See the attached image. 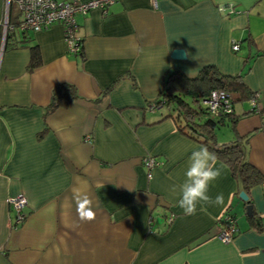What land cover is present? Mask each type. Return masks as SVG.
<instances>
[{
    "label": "crops",
    "instance_id": "0c3cea01",
    "mask_svg": "<svg viewBox=\"0 0 264 264\" xmlns=\"http://www.w3.org/2000/svg\"><path fill=\"white\" fill-rule=\"evenodd\" d=\"M14 6L11 25L21 19ZM6 10L0 0L1 29ZM75 19L76 55L66 52L59 23L37 32L15 24L17 46L0 43V264H264V182L245 190L217 158L221 176L208 194H222L223 203L184 214L171 188L204 145L178 133L163 118L165 107H153L171 70L193 77L214 65L244 74L258 112L244 115L251 107L237 101L239 118L232 128L220 125L214 140L244 139L245 158L264 174V0H158L156 7L115 0ZM33 45L40 62L28 70ZM174 48L185 57L172 58ZM60 83L73 85L77 97L47 112ZM18 193L27 203L15 224L8 198ZM82 197L91 220L77 211ZM226 211L237 231L223 243L217 235Z\"/></svg>",
    "mask_w": 264,
    "mask_h": 264
},
{
    "label": "trees",
    "instance_id": "16d2710c",
    "mask_svg": "<svg viewBox=\"0 0 264 264\" xmlns=\"http://www.w3.org/2000/svg\"><path fill=\"white\" fill-rule=\"evenodd\" d=\"M13 33L12 30L7 31L3 43L4 48L17 46L16 42L13 41ZM80 51H82V46ZM39 62V51L33 45L30 47L27 69H34L39 65ZM243 77L244 74H224L214 65L204 66L193 77H188L177 70H171L165 78L163 88L157 100L154 101L153 107H165L168 113L163 118H171L178 133L200 142L215 153L217 158L227 163L231 173L239 178L246 190L264 182V174L245 158L246 145L244 139L238 138L222 144L216 143L214 140V132L220 125L228 121L232 128L239 118L240 115L234 113V104L237 101L246 100L248 102L256 93L247 88ZM217 89H222L232 95L233 112L222 117L212 116L208 112L207 106L202 102L213 90ZM76 97L77 93L73 85L60 83L52 89L51 99L46 110L51 112L58 107L65 106ZM249 112H258L257 106L243 114ZM248 201L249 198L247 197L244 202ZM249 221L256 226L260 224L259 218L255 216H251Z\"/></svg>",
    "mask_w": 264,
    "mask_h": 264
},
{
    "label": "built area",
    "instance_id": "2783aa9c",
    "mask_svg": "<svg viewBox=\"0 0 264 264\" xmlns=\"http://www.w3.org/2000/svg\"><path fill=\"white\" fill-rule=\"evenodd\" d=\"M115 0H6V13L0 25V43L3 44L8 30H12L14 25L8 23L7 12L11 3H15L21 13V19L16 25L22 31H40L48 28L53 23H59L63 28V37L66 52L70 55H76L81 52V37L78 35V24L75 16L77 14H86L91 9H100L105 12L107 7ZM153 7L157 6L158 0H149ZM234 11V10H232ZM238 43L231 45L233 50H237ZM232 95L222 89L213 90L210 95L202 102L207 106L208 112L212 116L222 117L233 112L231 102ZM258 93L252 96L248 103L251 108L257 106ZM156 164L154 158L144 159V165L150 169ZM8 203L14 213L15 224L20 223L23 218V207L26 205V197L18 193L8 198ZM222 229L217 237L223 243L230 242L236 231L234 216L226 211L221 217Z\"/></svg>",
    "mask_w": 264,
    "mask_h": 264
},
{
    "label": "clouds",
    "instance_id": "9594fccd",
    "mask_svg": "<svg viewBox=\"0 0 264 264\" xmlns=\"http://www.w3.org/2000/svg\"><path fill=\"white\" fill-rule=\"evenodd\" d=\"M217 157L206 146H199L191 151L185 170V179L178 185H173L171 192L177 196V206L186 215H193L198 204L223 203V195L218 194L213 199L209 196L210 184L221 176V169L216 167ZM87 197L78 200L77 211L81 219L91 220L94 213L89 208ZM84 209V211H81Z\"/></svg>",
    "mask_w": 264,
    "mask_h": 264
},
{
    "label": "water",
    "instance_id": "95a60500",
    "mask_svg": "<svg viewBox=\"0 0 264 264\" xmlns=\"http://www.w3.org/2000/svg\"><path fill=\"white\" fill-rule=\"evenodd\" d=\"M171 57L172 58H176V59H183L185 57V53L183 49H179V48H174L171 51ZM239 198H241L243 201L247 200V194L245 193V191H240L239 192ZM252 212V207L250 204H248L246 206V214L250 215Z\"/></svg>",
    "mask_w": 264,
    "mask_h": 264
},
{
    "label": "rangeland",
    "instance_id": "374dc122",
    "mask_svg": "<svg viewBox=\"0 0 264 264\" xmlns=\"http://www.w3.org/2000/svg\"><path fill=\"white\" fill-rule=\"evenodd\" d=\"M15 8H16V6H14ZM242 104H244L245 105V103H242ZM236 105H239V103H236Z\"/></svg>",
    "mask_w": 264,
    "mask_h": 264
}]
</instances>
